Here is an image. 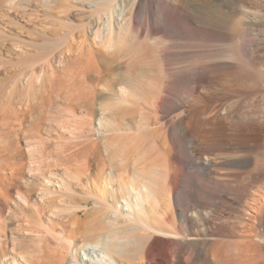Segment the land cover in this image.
<instances>
[{"label": "rangeland", "instance_id": "rangeland-1", "mask_svg": "<svg viewBox=\"0 0 264 264\" xmlns=\"http://www.w3.org/2000/svg\"><path fill=\"white\" fill-rule=\"evenodd\" d=\"M208 2L210 20L205 27L197 13L204 8L199 0L180 10L165 5L169 17L155 19H150L154 12L150 2L144 1L131 9L125 31L114 44L100 41L96 35V24L102 18L96 17L88 0H52L50 5L49 0H17L0 6V111H7L0 113V150L12 154L13 160L4 163L22 168L21 177L31 180L28 169L32 159L25 140L34 142L33 161L38 170L33 173L52 183L70 184L78 193L56 201L63 209L72 200H83L82 189L101 193V183L110 170L123 173L129 185L145 186L150 196L139 219L180 237L127 230L133 241L134 264H225L222 256L238 262L237 242L244 237L250 238L245 243L252 242L244 249L248 255L262 250L264 211L257 224L246 207L248 199L233 191L227 196L224 189L225 185H246L252 166L242 168L223 162L245 149L213 152L212 157L220 162L212 175L220 180L217 183L202 173L191 132L184 128L188 102L198 93L217 88V83L197 82L201 61L224 60L222 52L239 48L242 66L251 68L243 52L252 47L241 42L242 25L222 19L226 12L236 14L240 4L230 0L220 9L214 0ZM248 6L264 10L262 0H251ZM221 29L227 33L226 38L214 35ZM254 53L260 62L255 69L264 70V45ZM262 82L264 85V78ZM122 87L127 90L123 96L119 90ZM259 90L253 105L263 117L264 87ZM238 99L251 110V100L237 93L229 98L228 111ZM102 116L106 122L98 128ZM116 157L126 171H119ZM98 184L100 187L94 188ZM103 199L108 205L114 203L110 196ZM207 201L214 209L213 228L199 222L195 213V208ZM92 207L91 203L88 210ZM98 210L99 214L87 219L98 216L97 228L106 231L105 218L112 216L113 210ZM26 212L33 213L34 227L45 238L24 240L16 254L38 256L40 249L49 250L51 239L43 228L56 229V221H46L44 212ZM225 221L227 229L235 231L234 237H228L227 229L217 227ZM15 223V219L5 222L6 230L15 229Z\"/></svg>", "mask_w": 264, "mask_h": 264}, {"label": "bare ground", "instance_id": "bare-ground-1", "mask_svg": "<svg viewBox=\"0 0 264 264\" xmlns=\"http://www.w3.org/2000/svg\"><path fill=\"white\" fill-rule=\"evenodd\" d=\"M16 1L3 0L0 1V6L3 3L13 4ZM78 1L83 2L85 0H72L73 3ZM88 1L92 3L96 17L102 18L96 24L99 29L96 35L100 41L108 40L114 44L120 40L121 33L125 31L127 25L125 19L130 15L131 9L137 8L140 3L144 1L150 2V8L154 9L150 19H155L169 17L170 13L165 5L173 6L175 10H180V7L183 9L191 7L190 3L198 0ZM199 1L204 4V8L197 13L201 15L199 16L202 17L201 19H203L204 25L207 27L210 20L209 2L208 0ZM214 1L217 7L224 9L230 0ZM233 1L240 4L237 13L226 12L223 14L222 19L226 18V23L232 20L242 25L240 33L243 39L241 42L247 47H252L251 49L246 48V51L244 50L246 53L243 52V55L249 61L248 63L251 64V68L248 63L246 65L248 68L242 66L240 59L241 50L237 47L231 53H228V51L222 52L221 55L224 56V60L216 62L201 61L196 70L197 82H206L212 85L217 83V88L198 93L188 102L189 117L188 121H184V128L191 132V143L194 153L199 156V166L202 167V173L217 183H220V180L212 178V175H214V168L220 162L212 157L213 152L225 149H232L233 151L238 148L245 149L239 155L226 157L223 162L230 165L238 164L242 168L252 166V170L248 178H246V185L237 187L225 185L223 187L228 193L230 191L239 192L243 199H248L246 207L250 216L254 219V222L260 224L264 211V116L262 117L259 114L260 112L254 109L253 97L259 93L260 87H264L262 82L264 70L262 68L260 70L258 68L255 69L257 66L259 67L260 62L254 56V52L261 45H264V31H262V28L264 29V10L248 9L255 8L248 6L251 4V0ZM262 1L264 2V0ZM51 2L52 0H49V5ZM214 35L223 38L227 37V33L222 29L219 30L218 34L215 33ZM122 88L119 89L121 96L127 91L124 87ZM237 93H244L246 98L251 100V110H247L249 107H243V99L232 102L230 111L227 110L229 98L236 96ZM22 110L24 111V106ZM4 111L7 112L6 109ZM3 113L1 114L3 115ZM104 119V116L99 119L97 122L98 128L105 125L106 121ZM25 142L27 152L32 159L30 162L31 166L28 169V175L31 180L21 177L22 168L16 165L11 166L9 162L13 161L11 160L12 154H9V157L8 154L7 156L6 153L4 154L0 150V206L5 207H3L4 209L0 207V264H134L131 259L133 241L127 230L140 229L174 239L180 237L173 233H163V231L152 228L139 219V215L144 209V202L148 195L150 196L149 191L145 186H133L125 183L123 180L124 174L114 172L115 169L106 172V177L101 183L102 194L100 192L93 194L92 191L88 192V190L83 191L81 183L75 180L79 184H76V186L82 189L83 200L76 201L77 199H74L75 202L73 200V203L72 201L71 203L68 202L64 209L57 207L56 201L59 202L61 196L71 198L78 193L70 184L58 183V181L57 183H52L40 174L33 173V171L38 170L33 161L35 143L33 142V144L29 139L25 140ZM116 158L115 161H118L119 158ZM7 159H9L8 165H6ZM119 161V171H126L127 168L120 163L122 160ZM103 168L104 166L101 169ZM106 178H109V183L106 182ZM99 187V184L98 187L94 185V188ZM10 191L13 193L10 194ZM228 193L227 196H230V193ZM104 196H110L114 203L108 205L103 199ZM209 196L213 197L210 193ZM225 198L226 196L223 199ZM91 203L93 207L88 210ZM202 206L200 207L199 205L198 208H195L197 210L195 212L197 220L202 222L207 228H213L216 220L213 206L209 201L202 203ZM99 208L113 210L112 216L105 218L109 228L106 231H101L97 228L96 219L98 216L90 220L87 219L88 216L99 214L101 212L98 210ZM199 208L200 210H198ZM26 211H31V213L33 211L38 215L44 212L46 213V221H56V223L53 222L57 227L56 229L52 228L53 226L46 229L43 225L38 224V226L44 227V233L50 235L51 238V242L48 239L49 245L47 244L48 242L46 243L49 250L40 249L39 255L35 254L38 256H34L29 252L33 256H28L22 251V256L16 254L22 248L21 244L24 240L45 238L42 231L34 227L35 225L32 222L33 213L29 215ZM38 215L36 216L41 217ZM12 219L16 220L15 229L6 230L7 227L4 223ZM227 224L228 221H225L217 227L227 229ZM124 229H126V232L123 231ZM226 231L229 234L228 237H234L236 234L233 230L227 229ZM247 240L249 241L250 238L244 237L240 239V242H237L240 246L238 262H232L228 257L224 259L221 254L223 263L264 264V240H260L262 250L258 251L254 256H250L244 251L246 247L249 248L252 244V242L245 243ZM230 243L232 241L226 242V244Z\"/></svg>", "mask_w": 264, "mask_h": 264}]
</instances>
